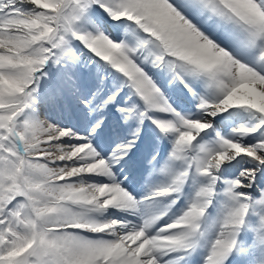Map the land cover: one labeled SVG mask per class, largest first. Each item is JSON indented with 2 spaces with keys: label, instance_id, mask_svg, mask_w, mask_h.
<instances>
[{
  "label": "snow or ice",
  "instance_id": "obj_1",
  "mask_svg": "<svg viewBox=\"0 0 264 264\" xmlns=\"http://www.w3.org/2000/svg\"><path fill=\"white\" fill-rule=\"evenodd\" d=\"M0 264H264V0H0Z\"/></svg>",
  "mask_w": 264,
  "mask_h": 264
}]
</instances>
